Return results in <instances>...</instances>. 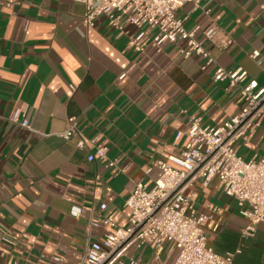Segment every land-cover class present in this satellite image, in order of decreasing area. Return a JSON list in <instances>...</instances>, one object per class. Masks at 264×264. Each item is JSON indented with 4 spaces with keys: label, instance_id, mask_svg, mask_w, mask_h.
Segmentation results:
<instances>
[{
    "label": "crops",
    "instance_id": "0c3cea01",
    "mask_svg": "<svg viewBox=\"0 0 264 264\" xmlns=\"http://www.w3.org/2000/svg\"><path fill=\"white\" fill-rule=\"evenodd\" d=\"M203 4L211 14L192 3L177 14L188 29L215 22L230 38L226 47L201 30L196 37L217 65L241 67L263 84L264 0ZM84 12L78 0H0V264H61L55 255L82 264L89 241L114 231L106 217L129 225L126 200L134 184L154 186L157 161L182 154L188 137L177 134L191 116L220 125L243 105L239 86L215 80L216 64L202 69L201 55L181 54L184 40H165L159 49L152 29L139 52L129 45L137 27L127 23L120 33L105 16L88 27ZM25 117L35 131L20 124ZM73 117L82 136L108 147L117 168L89 161L76 136L59 134ZM236 148L245 159L262 155L264 131ZM186 192L209 216L204 227L216 251L241 248L236 264H264V222L244 236L248 220L217 179L208 186L195 180ZM168 249L165 263L172 264L177 250L173 243Z\"/></svg>",
    "mask_w": 264,
    "mask_h": 264
},
{
    "label": "built area",
    "instance_id": "2783aa9c",
    "mask_svg": "<svg viewBox=\"0 0 264 264\" xmlns=\"http://www.w3.org/2000/svg\"><path fill=\"white\" fill-rule=\"evenodd\" d=\"M78 1L85 7L83 22L86 26L93 27L100 16H105L110 25L123 33L125 24L130 23L138 31L130 35L129 45L139 52L145 50L144 40L149 31L157 29L153 45L160 49L165 40H184L181 54L185 57L201 55L204 58L202 69L217 65V60L196 37L197 31L201 30L205 39L220 48L230 42L215 22L204 28L188 29L178 16L177 11L188 3L211 14L212 9L205 7L203 0ZM252 55L256 57L259 52ZM214 78L239 86L243 99L240 111L220 125H205L200 116H191L186 128L177 134L179 137L184 133L188 137L182 154L157 161L159 174L154 186L150 187L143 180L134 184L126 200L130 209L129 225L119 227L112 217H106L104 223L114 231L100 240L89 241L82 264H166L163 254L167 243H173L177 250L172 264H236L235 256L241 248L220 253L208 243L204 225L209 216L198 212L193 194L186 190L195 180L208 186L217 179L221 189L235 198L240 214L248 220L244 236L254 235L257 225L264 222V153L245 159L236 148L238 141L247 139L254 131H264V83L250 77L241 67L229 70L217 65ZM20 124L35 131L28 117ZM59 134L65 139L76 136V146L89 150V161L100 159L107 167H118L117 159L108 157L106 145L79 133L74 117ZM150 171L151 168L147 173ZM101 208H106V203H102ZM218 226L215 225V229ZM148 244L152 246L153 257L142 263L131 251ZM54 259L61 264L68 262L59 255Z\"/></svg>",
    "mask_w": 264,
    "mask_h": 264
},
{
    "label": "rangeland",
    "instance_id": "374dc122",
    "mask_svg": "<svg viewBox=\"0 0 264 264\" xmlns=\"http://www.w3.org/2000/svg\"><path fill=\"white\" fill-rule=\"evenodd\" d=\"M172 249L166 250L163 254V259L165 262L168 261V257H170ZM136 258L141 260L142 263L149 262L153 257V250L150 247H143L141 249H138L135 254Z\"/></svg>",
    "mask_w": 264,
    "mask_h": 264
}]
</instances>
